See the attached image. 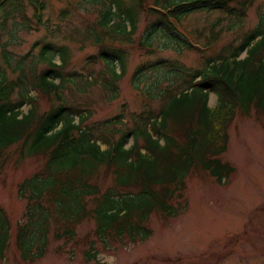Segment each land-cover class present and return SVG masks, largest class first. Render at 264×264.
Segmentation results:
<instances>
[{
	"label": "trees",
	"instance_id": "obj_1",
	"mask_svg": "<svg viewBox=\"0 0 264 264\" xmlns=\"http://www.w3.org/2000/svg\"><path fill=\"white\" fill-rule=\"evenodd\" d=\"M7 1L11 7H4L0 14V38L10 33L8 22L13 19L22 28L32 23L24 2L34 6V11L36 8L33 17L43 9L42 0L36 7V0H0V5ZM256 1L102 2L94 26L99 52L87 60H101L103 68L90 84H86L90 77L83 78L85 83H79L77 92L88 91L101 79L104 99H117V83L126 72L127 60L125 52L115 49V43L131 41L140 14L146 17L137 43L141 52L155 56L165 51L193 50L202 58V66L196 69L158 56L136 66L132 82L142 91V106L128 118L121 113L87 123L91 110L74 108L62 97V86L80 80L78 72L64 71L70 60L67 46L50 40L40 47L36 59L28 53L14 59L7 44L0 45L3 65L15 74L8 79L0 70V174L5 167L3 159H7L4 150L16 144L15 169L26 157L43 161L37 172L18 185V194L26 201L27 222L16 227L14 239L23 261L33 263L42 258L51 224L52 238L62 241L64 247L76 241L78 224L94 221L91 236L82 239L91 245L83 253L88 262L96 259L98 253L93 248L97 243L108 250L144 243L153 235L149 225L152 216L166 225L185 212L189 178L204 175L218 185L230 180L236 169L222 156L228 149L231 123L241 116L264 127V23L244 30L247 11ZM113 2L118 12L112 11ZM200 13L217 14V18L207 29L204 44L196 47L198 43L189 44L182 21ZM115 16L124 23V37L119 28L108 30ZM13 27L16 29L17 24ZM224 33H230L231 40L216 53L205 54ZM105 36L109 46L103 42ZM242 53L244 57H240ZM55 57L58 64L53 62ZM116 57L121 59L118 71ZM33 59L36 63L46 61L48 66L38 74L31 72L29 77L27 66ZM148 71H162L164 79L139 87L138 77ZM31 90L36 92L35 97L30 95ZM210 94L215 97L212 106L208 104ZM42 97L46 100L44 109ZM23 105L28 106L25 113L20 110ZM103 144L105 149H101ZM100 174L111 179L109 186L102 188L96 183ZM11 230L0 206V264H4Z\"/></svg>",
	"mask_w": 264,
	"mask_h": 264
},
{
	"label": "rangeland",
	"instance_id": "obj_2",
	"mask_svg": "<svg viewBox=\"0 0 264 264\" xmlns=\"http://www.w3.org/2000/svg\"><path fill=\"white\" fill-rule=\"evenodd\" d=\"M105 0H42L43 9L40 14L33 17V7L24 2L25 13L31 22L22 28L17 19L8 22L9 34L4 33L0 38V45L7 44V50L14 59L28 53V57L36 59L40 47L52 40L57 45H65L70 51V60L64 71H76L80 80H71L62 86V97L74 108L79 110L90 109L91 118L87 123L111 119L114 116L138 112L142 106L141 92L134 88L132 73L135 67L146 59L163 57L176 60L192 69L202 66L201 54L193 50H183L180 53L165 51L155 56H148L137 47L138 40L142 37V30L146 17L140 14L139 24L131 41L124 40L115 43L117 51L125 52L126 72L118 81V97L114 101H106L102 90L103 82L95 83L86 92H77L79 83H85L83 78H92L102 71L101 60H87L89 56L97 55L99 47L95 44L97 31L96 20L98 13L103 9ZM152 4L153 0H146ZM38 0H36L37 6ZM95 3V6L93 5ZM112 11L118 7L113 2ZM11 7L7 2L0 5V14L3 8ZM98 10V12H97ZM98 14V15H97ZM217 18V14H192L183 19V29L193 43L204 44L203 37L207 29ZM20 20V19H19ZM264 23V0H258L247 11L244 30L253 29L259 22ZM17 24L16 29L13 27ZM19 24V25H18ZM119 16L112 19L108 30L119 28L124 37L125 28ZM107 30L103 28V31ZM203 32V35L200 34ZM13 35V37H11ZM199 35L201 39H198ZM94 38V39H93ZM232 38L230 33H224L221 39L212 47L210 52H217ZM103 42L108 46L109 38L105 36ZM41 42L39 45L36 43ZM36 45V46H35ZM127 54V55H126ZM50 56L51 53H48ZM242 53L240 57H244ZM32 61L27 66L28 75L33 72L38 74L48 65L46 61ZM54 63H59L55 57ZM121 64L119 57L115 58L116 71ZM0 70L8 79L14 78L12 73L0 58ZM139 87H146L153 82L162 81V71L156 73L148 71L139 77ZM98 80V79H97ZM58 83L57 80H55ZM81 88V87H80ZM74 90V91H73ZM74 93V95H73ZM35 97L36 92L30 91ZM215 102L213 94L209 95L208 104ZM41 108H46L45 97L40 99ZM20 110L25 113L27 105ZM77 120V118H76ZM229 142L226 153L222 156L224 161L234 165L236 172L224 185H218L207 180L204 175H196L187 180L185 197L188 207L185 212L162 225L154 216L150 218L152 237L141 244L131 245L117 250H108L99 243L95 244L93 251H97L94 261H86L83 253L91 245L82 241L91 236L94 221H82L75 227L76 241L62 247V241L56 242L52 238L53 226L47 235V249L42 258L33 263L25 262L20 258L16 249L14 235L18 225L27 221L24 217L26 201L18 192V185L37 172L43 161L39 157H26L18 169L13 167L14 158L17 156L19 144L4 150L7 159L4 171L0 174V206L5 210L10 226L11 239L5 254L4 264H264V127L261 122H256L249 117H237L229 127ZM106 146L101 145V149ZM96 183L102 188L110 185L111 179L100 174ZM89 207V206H88ZM89 235V236H87ZM92 239V238H91ZM61 245V248H59ZM59 248V249H58Z\"/></svg>",
	"mask_w": 264,
	"mask_h": 264
},
{
	"label": "bare ground",
	"instance_id": "obj_3",
	"mask_svg": "<svg viewBox=\"0 0 264 264\" xmlns=\"http://www.w3.org/2000/svg\"><path fill=\"white\" fill-rule=\"evenodd\" d=\"M238 117H239V116H238ZM236 118H237V117H236ZM236 118H235V119H236ZM234 121H235V120H234Z\"/></svg>",
	"mask_w": 264,
	"mask_h": 264
}]
</instances>
